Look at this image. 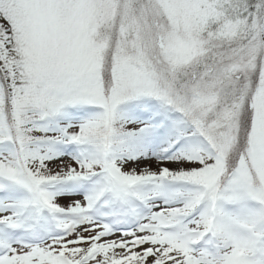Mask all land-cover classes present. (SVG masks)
<instances>
[{"label": "snow or ice", "instance_id": "1", "mask_svg": "<svg viewBox=\"0 0 264 264\" xmlns=\"http://www.w3.org/2000/svg\"><path fill=\"white\" fill-rule=\"evenodd\" d=\"M0 264H264V0H0Z\"/></svg>", "mask_w": 264, "mask_h": 264}]
</instances>
